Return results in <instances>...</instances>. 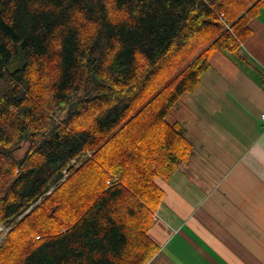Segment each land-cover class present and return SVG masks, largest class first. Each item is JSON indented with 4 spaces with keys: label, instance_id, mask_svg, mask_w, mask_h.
<instances>
[{
    "label": "trees",
    "instance_id": "obj_1",
    "mask_svg": "<svg viewBox=\"0 0 264 264\" xmlns=\"http://www.w3.org/2000/svg\"><path fill=\"white\" fill-rule=\"evenodd\" d=\"M264 0H0V264H149L192 146L168 117Z\"/></svg>",
    "mask_w": 264,
    "mask_h": 264
},
{
    "label": "crops",
    "instance_id": "obj_2",
    "mask_svg": "<svg viewBox=\"0 0 264 264\" xmlns=\"http://www.w3.org/2000/svg\"><path fill=\"white\" fill-rule=\"evenodd\" d=\"M168 117L192 154L168 182L149 264H264V7ZM203 93V94H202Z\"/></svg>",
    "mask_w": 264,
    "mask_h": 264
},
{
    "label": "built area",
    "instance_id": "obj_3",
    "mask_svg": "<svg viewBox=\"0 0 264 264\" xmlns=\"http://www.w3.org/2000/svg\"><path fill=\"white\" fill-rule=\"evenodd\" d=\"M263 120H264V116H263ZM156 217H157V215H156ZM11 228H12L11 224H6V225L0 226V246L2 245L3 241L5 240L7 234L11 230Z\"/></svg>",
    "mask_w": 264,
    "mask_h": 264
},
{
    "label": "rangeland",
    "instance_id": "obj_4",
    "mask_svg": "<svg viewBox=\"0 0 264 264\" xmlns=\"http://www.w3.org/2000/svg\"><path fill=\"white\" fill-rule=\"evenodd\" d=\"M232 52H238V49H237V51H232ZM203 94V93H202Z\"/></svg>",
    "mask_w": 264,
    "mask_h": 264
}]
</instances>
